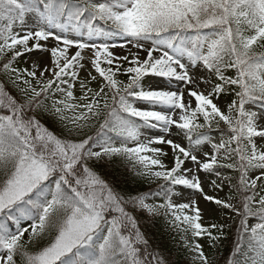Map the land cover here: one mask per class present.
<instances>
[{"label": "snow or ice", "instance_id": "obj_1", "mask_svg": "<svg viewBox=\"0 0 264 264\" xmlns=\"http://www.w3.org/2000/svg\"><path fill=\"white\" fill-rule=\"evenodd\" d=\"M0 22V264H176L142 213L214 264L225 209L226 264H264V0H0ZM117 166L161 183L122 192Z\"/></svg>", "mask_w": 264, "mask_h": 264}, {"label": "trees", "instance_id": "obj_2", "mask_svg": "<svg viewBox=\"0 0 264 264\" xmlns=\"http://www.w3.org/2000/svg\"><path fill=\"white\" fill-rule=\"evenodd\" d=\"M4 23V22H3ZM99 23L97 27H99ZM258 53H264V49L256 48ZM11 54L9 53L8 56ZM8 57H5L7 59ZM2 63V61H0ZM16 67L24 68L21 61L18 59V62L15 65ZM228 76H235V69H230L226 72ZM4 77L0 76V81H4ZM6 90L10 91L12 95H16L15 91L10 88L6 84ZM223 95V94H222ZM231 99L235 98V93H230L228 95ZM101 174L104 176L106 180L119 181V190L122 192H126L132 195H136L138 193H147L152 189L157 187V184L161 183V181H156L154 183H149L145 180L138 179L134 177L130 172L126 171L124 168L117 166L115 168H102L99 169ZM233 175H235L233 173ZM2 179V176H0ZM228 194V190H227ZM136 215V213H133ZM168 218L164 216L156 217L154 222H149L146 213L141 214L140 218V226L141 231L145 230V225H147V232L151 235L152 240L156 245H159L166 253H170L171 259L176 261V264H190V255L187 249L184 248L183 242L181 240V236L184 233L180 232L177 229H174L169 223ZM238 226V221L235 220V223H232L230 227L225 228V237L222 238L216 247H209L210 253L212 255H216L218 261L222 264H226V262L231 258L232 251L234 248V241L236 240V227ZM190 236V233L188 234ZM26 239V238H25ZM50 237L45 238L40 241L32 248L33 251L36 248L40 247L47 243ZM200 241H209L205 237ZM19 264V260H18Z\"/></svg>", "mask_w": 264, "mask_h": 264}, {"label": "rangeland", "instance_id": "obj_3", "mask_svg": "<svg viewBox=\"0 0 264 264\" xmlns=\"http://www.w3.org/2000/svg\"><path fill=\"white\" fill-rule=\"evenodd\" d=\"M28 22L31 23V17L29 16L28 17ZM14 31H18V28H15L13 29ZM43 43V42H42ZM49 43V46H51V41L48 42ZM129 47H131V45H129ZM117 51H119L117 49ZM38 55V53L34 52V53H31V54H26L25 56L23 57H20V59L22 60L25 68H29L31 70V59L29 57H36ZM143 55V53H142ZM45 59H47V57L45 56ZM84 73L81 72V76H83ZM93 75H96L95 72H93ZM118 79H121V80H124L126 82V76H123V75H118ZM92 87H95V82L90 85ZM201 87L203 88L204 86L201 85ZM77 89H78V85H77ZM77 95H79V92L77 90ZM214 102H217L218 103V106H220L222 108V110H225V103L226 102H231V100L228 98V97H219V99L217 101H214ZM142 106V105H140ZM247 107V106H246ZM255 107L257 109L260 108V105L257 104L255 105ZM235 115V113H234ZM143 131V129H141ZM215 133H213V138H215ZM182 143L186 144L187 141L184 140L182 141ZM257 143H258V146H259V139L257 138ZM208 146L206 145L205 146V150H207ZM171 152H169V157L168 158H165V163L168 164L169 166H171ZM192 165L191 164H186V167H191ZM205 191L209 194V195H218L220 198H224V195L222 193V191H219V192H214V191H211L207 186H205ZM180 193L179 192H176V196L173 197V200L175 203H180V202H186L187 201V193H185V198L183 200H180V199H177V197H179ZM149 203H152L154 202L153 200H149L148 201ZM156 203H161V197L160 198H157L155 200ZM228 214L227 215H224L223 213H218V214H215L213 215L211 218H209L208 216H205L204 217V223L207 225L208 223H228V217L231 218L232 216H234V214L231 212V210L229 209H226ZM169 218L171 219V217L169 216ZM227 218V219H226ZM257 221L254 219V218H250L248 220V223L249 225H254ZM202 245H204V248H205V252L207 251V244L205 245L204 243L200 242ZM193 257V253H192V256H191V260L193 262V264H195V262L193 261L192 259ZM213 261V260H212ZM214 264H217L215 261H214Z\"/></svg>", "mask_w": 264, "mask_h": 264}]
</instances>
